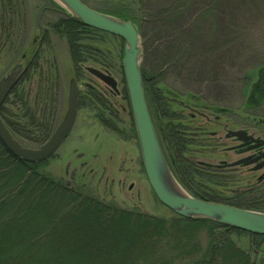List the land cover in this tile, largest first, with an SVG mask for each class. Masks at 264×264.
Instances as JSON below:
<instances>
[{"label":"rangeland","instance_id":"rangeland-1","mask_svg":"<svg viewBox=\"0 0 264 264\" xmlns=\"http://www.w3.org/2000/svg\"><path fill=\"white\" fill-rule=\"evenodd\" d=\"M9 1L11 5L0 0V79L15 65H27L13 88L15 94L11 95L12 89L0 109L8 131L16 132L13 138L29 149L43 145L63 119L69 81L74 79L75 122L53 156L34 163L39 164L38 171L102 204L174 220L175 215L154 197L141 166L121 70L123 42L108 34L83 35L82 43L90 51L76 79L66 41L49 30L64 17L52 6L55 1ZM79 1L134 25L153 127L162 132L174 124L184 131L187 143L178 157L205 177L210 172L222 176V183H208L203 177L207 189L227 199L236 190L264 197V182H256L263 171L250 174L252 167L235 171L222 166L238 159L230 151L237 144L234 138H226L229 132L244 129L264 137V97L252 91L259 78L264 80V0ZM18 4L20 12L14 8ZM31 64L33 69L28 71ZM86 68L110 76L116 87H107ZM162 143L167 149L165 136ZM173 166L182 175L187 165ZM197 232L200 247L205 248L206 229ZM230 240L251 264H264V239L234 232Z\"/></svg>","mask_w":264,"mask_h":264},{"label":"trees","instance_id":"trees-1","mask_svg":"<svg viewBox=\"0 0 264 264\" xmlns=\"http://www.w3.org/2000/svg\"><path fill=\"white\" fill-rule=\"evenodd\" d=\"M8 3L12 4L9 0ZM51 4L64 17L50 25L49 30L66 41L77 79L80 65L90 51L82 43V36L105 33L80 25L55 3ZM14 8L22 10L19 4ZM143 85L145 90L146 83ZM247 104L254 105L251 101ZM166 126L162 132L155 129L159 144L169 169L187 193L202 201L264 213V197L251 196L254 192L241 195L236 190L232 199L210 192L201 181L204 172L188 165L183 156L178 157L187 143L184 131L174 124ZM10 133L16 137L15 131ZM132 134L135 137L134 125ZM162 136L167 149L162 145ZM176 163L187 165L182 175L175 172ZM38 167L39 164L14 158L0 142V264H251L249 256L230 240L231 233L244 232L208 220L175 216L167 221L102 204L50 179ZM210 173L205 177L208 183H222L218 172ZM201 228L207 232L205 248L200 247L198 240L197 231ZM182 260L185 262L180 263Z\"/></svg>","mask_w":264,"mask_h":264},{"label":"water","instance_id":"water-1","mask_svg":"<svg viewBox=\"0 0 264 264\" xmlns=\"http://www.w3.org/2000/svg\"><path fill=\"white\" fill-rule=\"evenodd\" d=\"M80 25L120 39L123 46L121 70L127 91L141 166L146 181L156 200L175 216L186 220H208L255 236H264V213L248 211L231 206L211 203L188 195L173 177L161 150L153 127L146 100L140 70L141 49L137 30L131 21L119 20L93 11L79 0H53ZM27 69L21 64L0 79V109ZM86 71L109 88L116 82L110 76L93 68ZM77 114V87L74 79L69 81L67 106L63 119L49 139L37 149L23 147L13 138L0 118V142L16 159L25 163H42L49 159L68 136ZM236 137L244 142L254 141L244 132H229L227 137Z\"/></svg>","mask_w":264,"mask_h":264},{"label":"flooded vegetation","instance_id":"flooded-vegetation-1","mask_svg":"<svg viewBox=\"0 0 264 264\" xmlns=\"http://www.w3.org/2000/svg\"><path fill=\"white\" fill-rule=\"evenodd\" d=\"M264 80L262 78H259L258 81H256V84H254L252 91L256 93L257 96L259 97H264ZM257 104V103H256ZM78 105V104H77ZM255 105V104H254ZM256 106V105H255ZM252 115L256 116V112L252 113ZM257 119V117H255ZM256 121V120H254ZM263 122V121H260ZM258 124V123H257ZM239 132H244L248 137H250L254 141H263L264 142V137L260 136H255L252 134H249L246 132L244 129L238 130ZM236 131V132H238ZM226 138H234L236 141V146L230 148V151L238 157L234 163L226 164L222 163V166L229 170L232 169V167H235L238 171L241 168H247V167H252L249 170L250 174L257 173L259 171H263L260 175L256 177V182L262 183L264 182V145L263 144H256L255 142L249 141V142H244L236 137H227ZM229 167V168H228Z\"/></svg>","mask_w":264,"mask_h":264}]
</instances>
